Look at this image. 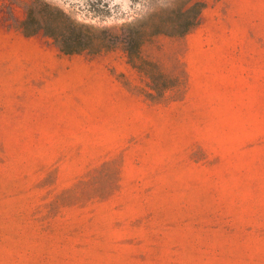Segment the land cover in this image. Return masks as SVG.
Here are the masks:
<instances>
[{"label":"rangeland","instance_id":"374dc122","mask_svg":"<svg viewBox=\"0 0 264 264\" xmlns=\"http://www.w3.org/2000/svg\"><path fill=\"white\" fill-rule=\"evenodd\" d=\"M36 1L119 33L174 0H0V264H264V0L145 41L161 95L25 35Z\"/></svg>","mask_w":264,"mask_h":264},{"label":"trees","instance_id":"16d2710c","mask_svg":"<svg viewBox=\"0 0 264 264\" xmlns=\"http://www.w3.org/2000/svg\"><path fill=\"white\" fill-rule=\"evenodd\" d=\"M204 4L196 0H174L171 6L150 12L145 17L124 24L119 33L81 22L63 9L46 1L29 6L21 21L25 35L42 31L65 54L98 53L120 47L131 65L137 68L156 94H163L175 84L163 77L153 61L141 55V46L155 35L182 36L199 22ZM149 96L154 93L149 92Z\"/></svg>","mask_w":264,"mask_h":264}]
</instances>
